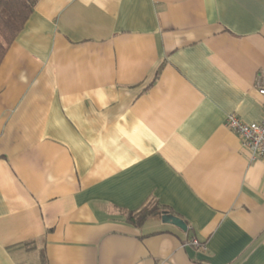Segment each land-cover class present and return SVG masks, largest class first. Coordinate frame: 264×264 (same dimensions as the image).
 <instances>
[{"label":"crops","instance_id":"0c3cea01","mask_svg":"<svg viewBox=\"0 0 264 264\" xmlns=\"http://www.w3.org/2000/svg\"><path fill=\"white\" fill-rule=\"evenodd\" d=\"M264 0H36L0 64V264H264ZM163 220H126L148 204ZM195 240L199 244L192 243Z\"/></svg>","mask_w":264,"mask_h":264},{"label":"trees","instance_id":"16d2710c","mask_svg":"<svg viewBox=\"0 0 264 264\" xmlns=\"http://www.w3.org/2000/svg\"><path fill=\"white\" fill-rule=\"evenodd\" d=\"M36 0H0V64L7 49L25 26L33 12ZM172 215V212L156 204H148L127 214V222L140 227L147 219Z\"/></svg>","mask_w":264,"mask_h":264},{"label":"built area","instance_id":"2783aa9c","mask_svg":"<svg viewBox=\"0 0 264 264\" xmlns=\"http://www.w3.org/2000/svg\"><path fill=\"white\" fill-rule=\"evenodd\" d=\"M256 90L258 95L263 98L260 121L246 123L231 114L225 118L224 125L237 135L241 145L250 152L253 158H259L264 162V75L262 74L258 75ZM192 243L199 246L195 240Z\"/></svg>","mask_w":264,"mask_h":264},{"label":"water","instance_id":"95a60500","mask_svg":"<svg viewBox=\"0 0 264 264\" xmlns=\"http://www.w3.org/2000/svg\"><path fill=\"white\" fill-rule=\"evenodd\" d=\"M163 220L167 223H170L174 226H176L178 229H180L183 232L187 231V226L186 224L179 218L174 217L172 215H164Z\"/></svg>","mask_w":264,"mask_h":264}]
</instances>
